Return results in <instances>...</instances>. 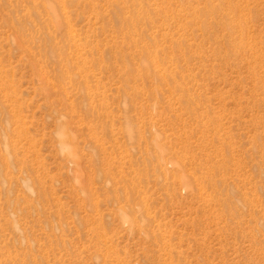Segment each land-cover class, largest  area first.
Returning a JSON list of instances; mask_svg holds the SVG:
<instances>
[{"label":"rangeland","instance_id":"obj_1","mask_svg":"<svg viewBox=\"0 0 264 264\" xmlns=\"http://www.w3.org/2000/svg\"><path fill=\"white\" fill-rule=\"evenodd\" d=\"M0 264H264V0H0Z\"/></svg>","mask_w":264,"mask_h":264},{"label":"bare ground","instance_id":"obj_2","mask_svg":"<svg viewBox=\"0 0 264 264\" xmlns=\"http://www.w3.org/2000/svg\"><path fill=\"white\" fill-rule=\"evenodd\" d=\"M53 18L57 21V17L54 15L53 16ZM82 69V68H81ZM68 140H70V134L69 133H65L64 131H63V133H62V135H61V143H63V144H65L66 145V149L67 148H69V146H70V144H68V143H65V141H68ZM70 154V156L72 155V153L70 152L69 153ZM72 157V156H71Z\"/></svg>","mask_w":264,"mask_h":264}]
</instances>
